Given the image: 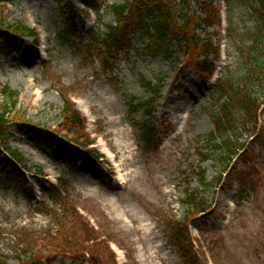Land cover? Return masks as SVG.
I'll use <instances>...</instances> for the list:
<instances>
[{"label":"rangeland","instance_id":"rangeland-1","mask_svg":"<svg viewBox=\"0 0 264 264\" xmlns=\"http://www.w3.org/2000/svg\"><path fill=\"white\" fill-rule=\"evenodd\" d=\"M93 1L102 8L87 16L88 0L71 3L85 15V29L101 36L107 34L105 27L115 25L111 7L132 2ZM203 1L219 9L222 18L220 27L197 33L220 47V58L206 61L217 71L208 82L179 58L145 57L132 36L137 51L112 56L113 71L104 75L96 60L57 41L63 27L57 0H6L1 5L6 25L26 26L37 35L35 44V38L19 39L0 30V85L17 95L5 119L7 147L27 167L22 188L10 175L0 174L1 261L24 264L29 260L24 253L31 250L42 264H188L171 239L175 228L186 225L187 248L196 257L189 264H264V111L259 133L250 137L254 129L249 125V134L237 141L246 154L237 155L225 171L218 163L219 141H213L211 120L217 108L215 80L235 85L253 63L248 50L252 19L241 0ZM199 7L189 2L197 15ZM147 83L157 88L151 102L143 87ZM255 94L264 103L263 92ZM63 99L86 119L85 134L103 161L96 163L65 143L64 132L56 135L62 143L58 151L32 143L34 132L48 138L50 131L57 132ZM131 102L143 109L133 111ZM148 103L150 118L143 106ZM143 120L155 132L148 145L142 142ZM52 188L64 192L60 206L46 199ZM49 211L65 213L57 223ZM70 226L80 238L94 240L84 259L72 260L65 248L47 249L54 232L65 244Z\"/></svg>","mask_w":264,"mask_h":264},{"label":"trees","instance_id":"trees-1","mask_svg":"<svg viewBox=\"0 0 264 264\" xmlns=\"http://www.w3.org/2000/svg\"><path fill=\"white\" fill-rule=\"evenodd\" d=\"M57 1L60 5L59 16L63 22L62 29L56 33L57 41L64 46L74 48L78 56L85 55L96 60L104 75H109L113 71L109 65L112 56L122 52L127 54L137 51L132 45L131 36L142 46V50L145 52L144 56L149 59L160 58L165 62H170L176 57L182 60L184 66L191 67L205 80H210L214 75V64L206 61L208 59L217 61L220 58V47L200 40L197 33L215 26L220 27L221 14L219 9L203 0H194L200 5L198 15L189 8V2L193 0H132L130 4L126 2L121 6H112L111 11L115 17V25L105 27L107 34L102 36L94 29H85L83 25L86 19L85 15L73 6L71 0ZM88 1L85 3L84 10L86 16L89 15V12L97 14L102 6L96 5L93 0ZM4 3L6 0H0V30L6 31L8 36H15L19 39L35 38L33 43L36 44L37 35L33 29L4 23L1 6ZM241 4L247 7L250 12L248 16L252 19L253 25L251 31L248 32L250 41L248 50L253 63L243 70L244 78L238 80L235 85L227 86L220 79L215 84V91L218 94L217 108L211 120L215 133L213 141H219V146L215 148L216 154L219 156L218 163L224 166L223 171L228 168L237 155L246 154L244 146H239L237 141L241 134H249L246 130L249 125L254 129L253 133H250V137L259 133L260 115L264 111V103H259V95L255 94L256 91L259 93L262 91L264 94V0H241ZM143 87L151 102L156 96L157 88L148 83ZM0 97L4 99L2 104L0 103V174L6 177L10 175L15 187L22 188L27 182L26 162L20 154L7 147L10 137L5 129V119L15 107L17 95L8 87L0 85ZM133 103L131 102L133 111L142 107ZM151 105L152 103L143 105L148 108L147 112L144 111L147 118H150L152 113V108H149ZM238 120L241 121L240 124L236 123ZM143 121L144 124L141 126L142 142L148 145L153 140L155 132L151 130L150 126H147V120ZM57 129L59 130L57 132L50 131L49 138L44 136L43 132H34L30 139L32 143L40 144L47 150L58 151L61 149L62 143L56 139V135L64 132L65 143L78 147L81 152L96 163H99L103 158L100 153L90 148L93 141L85 134V119L69 99H63L61 124ZM67 157H73V153L67 154ZM63 193L62 189L52 188L46 191V199L54 206H60L58 199L62 197ZM190 204L194 203L191 201ZM196 207L198 208V206ZM198 210L203 211L202 208H198ZM48 213L55 217L56 222L59 223L65 212L62 211L60 215L56 212L52 214L51 211ZM65 232L69 234V240H66L65 244H62L61 235L54 232L48 237L47 246L49 248L47 249L65 248L64 251H69L72 260L79 255L84 259L88 244L94 240H90L89 236H85L84 239L80 238L81 236L76 235L78 230L72 226L69 229L67 227ZM173 233L171 239L174 247H177L179 253L183 255L184 261L189 264V261L196 257L192 250L187 248L189 243L187 226L181 225L175 228ZM72 240L76 241L73 245L70 243ZM24 255L29 258L24 264H42V258L32 253L31 250L25 252ZM1 260L0 256V264H6ZM95 260L90 258L89 261L94 262Z\"/></svg>","mask_w":264,"mask_h":264}]
</instances>
